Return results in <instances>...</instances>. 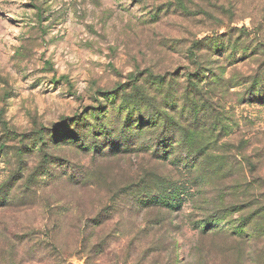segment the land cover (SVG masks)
<instances>
[{
	"label": "rangeland",
	"instance_id": "1",
	"mask_svg": "<svg viewBox=\"0 0 264 264\" xmlns=\"http://www.w3.org/2000/svg\"><path fill=\"white\" fill-rule=\"evenodd\" d=\"M0 264H264V0H0Z\"/></svg>",
	"mask_w": 264,
	"mask_h": 264
},
{
	"label": "trees",
	"instance_id": "2",
	"mask_svg": "<svg viewBox=\"0 0 264 264\" xmlns=\"http://www.w3.org/2000/svg\"><path fill=\"white\" fill-rule=\"evenodd\" d=\"M191 174V171H190ZM191 179V176L189 180ZM197 185V184H196ZM191 185H180L177 182H169L164 188L161 189L160 194L153 195V203L169 208H175L178 205V201H180L181 197L190 198L192 196L191 193ZM213 221L217 224V222L221 221L216 218ZM207 225L208 222L202 220L200 226ZM212 230H217L216 227H212Z\"/></svg>",
	"mask_w": 264,
	"mask_h": 264
}]
</instances>
